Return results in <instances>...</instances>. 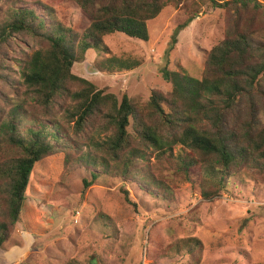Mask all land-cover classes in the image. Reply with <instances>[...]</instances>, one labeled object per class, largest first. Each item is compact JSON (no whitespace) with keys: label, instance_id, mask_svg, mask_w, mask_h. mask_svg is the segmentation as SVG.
I'll return each instance as SVG.
<instances>
[{"label":"trees","instance_id":"obj_1","mask_svg":"<svg viewBox=\"0 0 264 264\" xmlns=\"http://www.w3.org/2000/svg\"><path fill=\"white\" fill-rule=\"evenodd\" d=\"M69 1L90 19L83 32L44 1L0 0V250L21 220L36 164L59 152L87 171L84 191L107 176L169 198L164 169L187 181L197 176L207 201L240 173L264 181V51L258 55L253 46L264 32L262 0ZM183 2L192 15L207 3L225 11L224 37L208 51L200 78L182 65L165 69L171 90L154 89L139 100L120 99L73 72L90 49L104 54L95 60L97 70L136 68L139 59L108 56L104 37L118 32L148 41V22ZM149 243L151 258L167 257ZM200 247L196 237L167 246L193 258Z\"/></svg>","mask_w":264,"mask_h":264},{"label":"rangeland","instance_id":"obj_2","mask_svg":"<svg viewBox=\"0 0 264 264\" xmlns=\"http://www.w3.org/2000/svg\"><path fill=\"white\" fill-rule=\"evenodd\" d=\"M41 1L78 31L90 24L74 1ZM191 15L186 2L170 4L148 22V41L118 32L105 36L108 56L141 60L134 69L97 70L95 60L104 54L90 49L86 60L76 62L72 70L120 99L127 94L146 100L154 89L170 91L172 84L163 72L177 70L179 65L200 78L208 51L224 37L225 11L207 3L181 28ZM16 44L28 47L20 39ZM253 46L262 54L264 32L253 37ZM163 173L172 190L169 198L152 196L107 176L84 191L85 168L67 163L62 152L45 157L32 172L22 208L24 220L0 250V264H11L18 249L25 252L14 264H67L72 258L79 264H264V181L240 173L220 197L207 201L197 176L187 181L171 170ZM122 188L129 191L132 202L125 199ZM22 228L32 232V243L23 241L17 247L22 243L16 241L23 238ZM189 237L201 241L196 258L185 250L167 248ZM150 239L156 244L152 251H163L166 258L150 257Z\"/></svg>","mask_w":264,"mask_h":264},{"label":"crops","instance_id":"obj_3","mask_svg":"<svg viewBox=\"0 0 264 264\" xmlns=\"http://www.w3.org/2000/svg\"><path fill=\"white\" fill-rule=\"evenodd\" d=\"M25 206H26V202H25V204H24V206H23V210H25ZM25 213V212H24ZM25 217V216H24ZM24 217H22L21 216V220H24ZM20 220V221H21ZM20 221H19V223H20ZM18 223V224H19ZM17 227V226H16ZM25 227V226H24ZM27 227V226H26ZM17 230H19V229H17ZM21 231H23V238H22V240H16V241H20V242H22V243H18V244H15V246L17 245V247H18V245H22L23 244V241H25L27 244H29L30 245V243H32L31 241H32V239H31V237L29 236V234H31L32 232H30V231H28L27 229H23L22 228V230ZM11 237H12V235H11ZM10 237V238H11ZM10 238H9V240H10ZM25 238H26V240H25ZM8 240V241H9ZM7 241V242H8ZM6 242V243H7ZM18 251V252H17ZM16 253L13 255V256H11V261H16V260H18V258H17V256H23L22 254H24V252L25 251H22L21 249H18V250H16L15 251ZM11 263V264H14V263Z\"/></svg>","mask_w":264,"mask_h":264},{"label":"built area","instance_id":"obj_4","mask_svg":"<svg viewBox=\"0 0 264 264\" xmlns=\"http://www.w3.org/2000/svg\"><path fill=\"white\" fill-rule=\"evenodd\" d=\"M78 215H79V212H78ZM78 217V216H77Z\"/></svg>","mask_w":264,"mask_h":264}]
</instances>
